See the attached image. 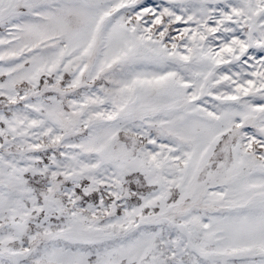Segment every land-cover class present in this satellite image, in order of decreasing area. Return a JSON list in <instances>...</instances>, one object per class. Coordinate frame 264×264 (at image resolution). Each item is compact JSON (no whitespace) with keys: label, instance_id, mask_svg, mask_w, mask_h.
Listing matches in <instances>:
<instances>
[{"label":"snow or ice","instance_id":"6c2138e0","mask_svg":"<svg viewBox=\"0 0 264 264\" xmlns=\"http://www.w3.org/2000/svg\"><path fill=\"white\" fill-rule=\"evenodd\" d=\"M0 264H264V0H0Z\"/></svg>","mask_w":264,"mask_h":264}]
</instances>
